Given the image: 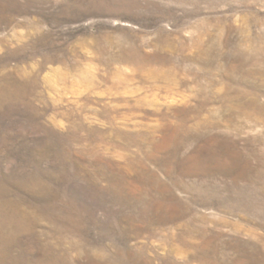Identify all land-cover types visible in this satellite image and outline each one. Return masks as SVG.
Wrapping results in <instances>:
<instances>
[{
    "label": "rangeland",
    "instance_id": "374dc122",
    "mask_svg": "<svg viewBox=\"0 0 264 264\" xmlns=\"http://www.w3.org/2000/svg\"><path fill=\"white\" fill-rule=\"evenodd\" d=\"M0 264H264V0H0Z\"/></svg>",
    "mask_w": 264,
    "mask_h": 264
}]
</instances>
